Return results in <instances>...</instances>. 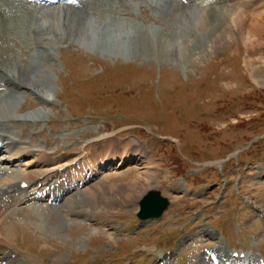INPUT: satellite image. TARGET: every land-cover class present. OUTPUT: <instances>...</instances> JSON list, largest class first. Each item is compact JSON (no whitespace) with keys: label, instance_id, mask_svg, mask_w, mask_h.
<instances>
[{"label":"rangeland","instance_id":"374dc122","mask_svg":"<svg viewBox=\"0 0 264 264\" xmlns=\"http://www.w3.org/2000/svg\"><path fill=\"white\" fill-rule=\"evenodd\" d=\"M75 1L60 4L72 9L69 21L74 15L91 20L89 7L80 9ZM105 3L108 12H99L105 21L150 35L152 44L125 53L116 42L99 39L101 33L91 36L90 25L79 24L75 33L48 18L45 33L31 29L28 40L0 29L6 54L0 60L32 69L31 88L41 97L22 89L13 95L19 122L5 130L33 147L12 158L18 162L5 177L16 170L42 177L68 168L53 179L67 188L63 200L14 206L0 247L18 251L21 264H158L168 253V264H216L209 250L224 235L229 251L264 258V20L242 16V26L211 15L217 31L225 23L230 27L233 39L225 46L212 35L195 38V15H173L159 0ZM246 27L253 41L243 37ZM170 30L167 44L175 53L162 54L155 32ZM187 36L195 38L193 47L186 48ZM40 37L54 42L53 61L37 48ZM31 117L34 122L25 119ZM107 141H133L143 149L115 155ZM41 152L47 159L37 156ZM85 153L82 167L75 165ZM150 190H159L170 206L162 218L141 223L139 202ZM69 210L82 217L69 216L71 221L65 217ZM87 217L108 226L90 224ZM67 220L73 223L64 225Z\"/></svg>","mask_w":264,"mask_h":264},{"label":"bare ground","instance_id":"6f19581e","mask_svg":"<svg viewBox=\"0 0 264 264\" xmlns=\"http://www.w3.org/2000/svg\"><path fill=\"white\" fill-rule=\"evenodd\" d=\"M31 1H35V0H0V29L3 27V29H2L3 32L7 29L8 30L10 29L11 31L14 32L13 34H10L11 36L14 35L15 38L20 37L21 40L22 39L25 40V38H26V40H28V38H29V32L28 31H30L32 29V31L39 33L41 31V29H43L42 25H43L44 21L48 18L50 20L55 21V24L58 25L59 28H61V27L67 28L70 30V32H75V33L78 32V29L80 26L79 24H85V28H88V25H90V27L94 31L92 33L90 32L91 36L98 35L99 33H101L99 36V39H102V40L103 39H109V40H112V42H116L115 44L120 49H122L125 53H130L132 49L134 51L141 50L142 46L144 48L146 43L149 45L152 44V42L150 41V38H151L150 35L143 34L142 32L140 34L137 33L138 35H135L136 34V33H134L135 30L130 31L129 32L130 34H129L125 31V28H122L121 26H119L117 24H112L109 21H105L106 17H103V15H101L102 8H104L103 12H105V13L108 12L107 8H106L105 0H77V1H75L74 4H77V6H79L80 9L87 10L88 9L87 7H89V11H91V12L89 13L88 16L90 17L91 20H82L80 18V16L77 17L74 15L73 20H70V21L68 19L69 14H70L69 12L72 10V9H70V7L64 6V5L63 6L58 5L56 7H53L52 9H47V10L42 9V8L34 9V8H32ZM38 1H41V0H38ZM45 1H47V3L50 4L52 1H55V0H45ZM56 1H57L56 4L62 2V0H56ZM66 1H69V0H65V2ZM103 3L105 6H103ZM159 4L163 5L164 7L167 6L168 10H170V12H173V15L180 14V13H182V15L183 14H194L195 15V21L194 22L196 23V26H197V28L195 27V29H194L195 38L201 40L203 37L212 35L214 37L213 40H215L218 43L224 44L225 46L226 45L229 46L228 41L230 42L233 39V35H231L228 32V30H229L228 28H230V27L227 25L228 23H225L223 25L224 27H223L222 31L221 32L217 31L216 30L217 26L210 19L211 15L218 16L221 20H223V19L226 20V18H228L227 21H234L236 23V25L241 24L242 26L246 25V23H243V21H242L243 20L242 16H246V17L250 16L251 17V15H253V18H255V19H263L264 20V17H262V15L264 16V14H262V15L258 14L257 15V12L261 11V9L264 11V4L263 3H259V4L257 3L256 4V0H159ZM195 6H199L202 9L199 12H196V10L193 9V7H195ZM99 12H101V13H99ZM109 12H110V10H109ZM252 13H254V14H252ZM107 18H108V16H107ZM237 21L239 23H237ZM244 22H245V20H244ZM52 23H54V22H52ZM221 23H222V21H221ZM70 24H72V26ZM249 25H250V23H249ZM113 26L115 27V29L113 28ZM45 27H46V25H45ZM198 30H200V32H197ZM245 31H246V33L243 32V37L248 42H249V40L253 41L252 37L254 38V36H253V34L250 35V31L247 29V27H246ZM44 33H45V30H44ZM159 34L160 33H158V31L155 32V36L158 37L159 41H160V42L158 41L159 46L162 47V50H161V51H163L162 54H164V53H167V54L175 53V51L170 48V45L167 44L168 37L170 39H172L170 37L172 34V30H170V32L167 34H161V35H159ZM244 34H246V35H244ZM157 35H159V36H157ZM36 36H38V35L36 34ZM39 36H40V34H39ZM195 38H191L190 36H187L186 41H188L189 45L186 48H189L191 46L193 47V45H195L193 43ZM255 38H256V35H255ZM96 39L99 42L98 38H96ZM39 40H40V44L37 45V48L39 49V51L41 49V51L46 53L48 61H53L54 56L52 54V51H53L52 47L54 48V46H52V45L54 42L52 40H50V37H43V38L40 37V38H37L36 41L38 42ZM20 43H21V41H20ZM100 43H102V41ZM4 45L5 44L3 43V46ZM249 46H251V44ZM5 47H6V45H5ZM186 48L182 47L181 49L186 50ZM2 51L3 50H2L1 45H0V55L1 56L4 55V51L3 52ZM171 51H172V53H171ZM182 53H183V51H182ZM200 55H202V54H200ZM5 60H6V58H5ZM5 60H3V59L0 60V84L3 83L6 86L5 87L6 89L3 88L4 90L0 86V152H2L3 150L5 151L7 149H10L9 151H6V152L11 154V157H18L20 155H26V154L31 153L33 146L28 145V144L26 145V143L21 144L19 141H17L12 136L11 133L8 134V132L5 130V127L8 124H10V123L16 124L19 122L16 120L17 118H15V116L13 115L14 110H15V97L13 95H14V93H16L22 89V90L32 91V93L39 100L41 99V97H39V94L33 88H31V87L35 86L33 81L29 78V76H31L30 74L33 73L32 69L20 68L18 70L14 66L15 64L13 65L9 61H7V60L5 61ZM249 61H251V60H249ZM17 71H19L18 75L16 74ZM15 95H17V94H15ZM32 118H34V117L25 118V119H30L31 121L34 122V119H32ZM35 121H37V120H35ZM110 140H114V139H110ZM108 141H107V145H108ZM108 146L111 149V154H115V155L119 154V151H122V150L130 152L133 149H135V151L137 152V151H142V149H143L141 147V145H138V144H136V142L134 143L133 141H128L127 143L117 142V143H114V145H108ZM14 149H16L15 152H14ZM135 151H133V152H135ZM39 155L41 156L42 159H47V157H48L44 152L43 153L41 152ZM127 155H129V154H127ZM86 156L87 155H85L84 158ZM111 157H112V155H111ZM57 165H59V164H57ZM59 167H63V166H59ZM9 170H10V168L8 169L4 165H0V238H1L0 243H3L2 241L4 239H6L7 235H8L7 231H5L6 230L5 228L7 225L6 223L9 220H11L10 219L11 209L14 206H18L19 204L23 205V204L29 203L31 201L33 203L34 202L38 203L37 200H40V199H37L36 197L31 198V194H29L27 189H23L22 184L27 183L30 185L29 188L34 187V188H36V190L39 191L40 189H37L39 184L48 180V176L45 175L47 171L45 172L44 176H42L45 178L41 179L40 176L42 175L41 173H43V172L36 173V171H34V170L29 171L28 174H25V173L22 174V173L14 171L11 173L12 174L11 176L5 177L4 173L8 172ZM2 174H4V175H2ZM56 177H58V176H56ZM57 180L58 179H56V181ZM52 181H54V180H52ZM85 184H87V182H84V185ZM57 186H58V184H57ZM58 188L59 189L57 192L53 191L54 188L51 189V191H50V194L51 193L54 194L53 195V197H55L54 201H57V202L63 197V195L66 196V194L68 193L67 188L62 187L61 185H59ZM88 190H90V189H87V191L85 190L82 192L86 193V192H88ZM41 192L44 193V191H41ZM93 194L96 197L97 201H98V199L101 198L100 194H98V192H96V190H94V189L92 190L90 195H93ZM75 197H77V196H73L69 200H74ZM35 206L41 207L39 204H37ZM69 211H70V213L68 211H66V212H68V214L67 213H66L67 215L65 214V217H68V219H70V217L73 214H79L76 211H74V212L71 210H69ZM71 221H73V220H71ZM71 221L67 220V222H63V224L69 226L70 224L73 223ZM59 224H60V228L64 229V225L62 224V222H60ZM3 226H5V228ZM4 244H7V243L4 242ZM219 245H222V242L219 243ZM216 252L223 253V254L225 253L222 250H217ZM218 253H216V254H218ZM12 255H13V252H10L8 248L7 249L6 248L0 249V264H18V262H19L18 259L13 258ZM229 259H234V258H229ZM239 260L241 262L243 261V264H246V263L250 264V263L255 261L251 257H246L245 259H240V258L238 260L236 259V260H234V262H239Z\"/></svg>","mask_w":264,"mask_h":264},{"label":"water","instance_id":"95a60500","mask_svg":"<svg viewBox=\"0 0 264 264\" xmlns=\"http://www.w3.org/2000/svg\"><path fill=\"white\" fill-rule=\"evenodd\" d=\"M169 204V200L160 191L152 190L141 200L138 217L141 220L160 218Z\"/></svg>","mask_w":264,"mask_h":264}]
</instances>
